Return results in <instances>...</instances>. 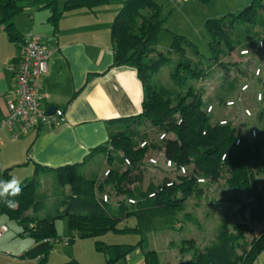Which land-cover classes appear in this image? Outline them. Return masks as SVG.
I'll use <instances>...</instances> for the list:
<instances>
[{
    "label": "trees",
    "instance_id": "obj_1",
    "mask_svg": "<svg viewBox=\"0 0 264 264\" xmlns=\"http://www.w3.org/2000/svg\"><path fill=\"white\" fill-rule=\"evenodd\" d=\"M110 1L65 0L60 8L58 0H32V3L0 0V27L9 40L15 42L21 40V35L14 18L30 7L49 10V20L57 26L65 11L93 10ZM119 4L110 24L112 66L131 67L136 71L143 89L141 112L121 118L125 128L112 132L104 145L90 151L104 152L109 164L107 176L83 162L65 164L55 168L53 205H48L50 196L39 191L41 184L33 178L21 183L22 192L14 198L17 202L14 208L0 200V213L7 214L22 227L20 234L34 238L35 244L26 255L36 257L35 264L45 263L53 247L49 240H60L55 220L63 217L71 231L68 244L77 238H94L95 249L105 255V264H131L127 263V257L136 249L141 250L144 264H171L161 261L156 250L146 247L147 234L155 229V219L171 215L191 193L200 194L202 184L197 182L198 177L216 180L226 173L225 182L233 191L230 200L239 203V211H247L250 220L264 221V184L261 186L256 178L264 172V127L251 137L242 134L227 115V123L219 124L221 117L206 112L209 100L204 99V90L189 83L208 75L217 65L228 70L230 67L223 62L224 57L234 50L257 44V27H264V0H251L242 9L208 19L205 24L210 54L207 57L184 35L174 32L169 49H157L164 19L162 6L156 1L119 0ZM165 66L170 67L169 76L175 85L181 87L188 83L185 89L152 82L153 74ZM252 76L253 73L246 81ZM237 81L235 77L229 82L231 90ZM260 81L261 78L257 79V83ZM261 90L264 95V85ZM254 105L258 119L262 120L263 113ZM146 124L157 131L156 139L148 131L140 132V125ZM163 132L167 136L160 140L158 136ZM237 138H240L239 144H236ZM143 140L147 145L140 147ZM158 146L165 158L171 159L176 167L185 166L187 173L174 172L175 176H163L160 182L143 189L139 185L143 177L142 162L148 148ZM125 157L130 159V166H125ZM113 161L123 165V169L111 167ZM7 174L4 171L2 177ZM104 194H108L107 201L102 199ZM129 198L134 199V203H129ZM130 220L133 224H127ZM244 220L230 225L228 218H224L216 237L204 248H194V242L188 241L189 247L183 251L191 250L192 255L176 264H254L264 252V231L247 241L248 225ZM107 232L135 234L139 240L133 244L107 243L98 238ZM59 264H78V261L72 257ZM260 264H264V260Z\"/></svg>",
    "mask_w": 264,
    "mask_h": 264
},
{
    "label": "crops",
    "instance_id": "obj_2",
    "mask_svg": "<svg viewBox=\"0 0 264 264\" xmlns=\"http://www.w3.org/2000/svg\"><path fill=\"white\" fill-rule=\"evenodd\" d=\"M102 6L93 10L80 8L65 11L57 26L50 22L49 10L30 7L14 18L21 35V40L15 42L9 40L0 27V121L7 112L6 100L12 97L15 88L11 66L21 48L22 37L29 33L40 35L43 45L51 51L49 69L38 79L42 104L46 111L54 107L49 114H54L57 109L63 112L62 121L38 125L17 139H12L6 127L1 129L0 179L15 176L14 171L20 168L24 171L20 177L17 175L21 183L33 178L42 185L40 176L51 174L56 167L65 164L83 162L100 175L109 169L103 151H90L104 145L112 132L125 128L121 118L141 112L143 89L133 68L112 66L110 24L116 12L113 15L112 11ZM218 110L215 105L214 112ZM95 161L98 164L93 168L90 164ZM111 167L123 169L124 166L113 161ZM155 167L147 159L141 165L142 172L144 169L155 170ZM4 171L8 173L5 178L2 177ZM152 180L151 177V184H156L158 179ZM66 189L68 191V187ZM5 224L1 220L0 226ZM19 227L16 235L8 227L0 236V264L36 263V257L26 255L35 240L28 234H20L23 229ZM69 234L71 236V231ZM61 239L65 238L52 242L53 247L44 264L53 256L59 261L58 264L72 257L78 264L100 263V259L95 257L88 261L80 256L84 253L94 254V243L84 241L89 238H77L66 246ZM57 245L69 250L66 253L54 251ZM102 264H105V259Z\"/></svg>",
    "mask_w": 264,
    "mask_h": 264
},
{
    "label": "rangeland",
    "instance_id": "obj_3",
    "mask_svg": "<svg viewBox=\"0 0 264 264\" xmlns=\"http://www.w3.org/2000/svg\"><path fill=\"white\" fill-rule=\"evenodd\" d=\"M29 1L32 3V0ZM64 1L65 0H58L60 8H62ZM154 1L162 6L161 17L164 19V29L159 34L158 44L156 46L157 49L167 51L172 38L171 33L174 32L184 35L188 41L197 46L202 55L207 57L210 52L208 48L209 33L206 28V21L211 18H220L226 14L242 9L248 5L251 0H195L181 4L174 3L172 0ZM102 7H107L104 9L112 11L114 15V13L117 12L116 10L120 7L119 0H111L108 3V6L103 5ZM145 13L147 12L145 11ZM262 13L264 14V10ZM257 31L259 32L257 38L264 40V27H257ZM254 47L255 46L248 47L249 51L254 50ZM172 55L175 56L174 53ZM223 62L227 64V67H230L228 70L217 65L208 75L197 81H189V83L202 88L204 90V99L211 101L214 106L217 105L219 110L217 113H213L214 117L220 118L221 116H224L226 118L227 115V118H230L240 129H242V123L249 121L243 117L242 108L239 105L227 108L225 102L226 100L235 97L239 85L251 77V73L255 66L259 64L263 65L264 61L255 50L248 57H242L237 50H234L231 54L223 58ZM169 72V66L161 68L157 73L153 74L152 82H161L168 87L185 89L188 83H185L181 87L175 85L169 76ZM235 77L238 78V81L235 88L231 90L229 88V82ZM253 96V91L248 92L243 104L245 107L252 108L254 116L251 118L250 123H252V126L257 130H260L264 127V118L262 120L258 119ZM219 98H223V100L221 101ZM142 131H148L151 137L154 139L157 138V131L149 124H146L145 126L140 125V132ZM244 131H246V129ZM162 152L160 146L157 148H148L144 159L154 157L157 159L158 165L155 167V170L144 169V172H142L143 177L141 178L139 185L143 189H146L149 183V185H151V177L153 179L152 181L158 179L157 182H160L163 179V176H175L173 171L164 168L161 164L163 159ZM97 164V161H95V163L90 164V166L94 168ZM14 172L16 177L17 175L20 177L24 171L19 168ZM11 177L9 179H11ZM40 177L42 185L40 186L39 191L48 194L50 196L48 199V205H53L55 202V195H53V193L56 189V174L55 172H52L51 174L44 173L43 176ZM225 178L226 173H223L216 180H206V182L201 185L199 195L195 192L191 193L171 215L155 219V229L147 234L146 247L156 250L161 261L176 264L180 259H187L192 255L191 250L183 251L185 247H189L188 241L191 240L194 242V248L206 247L216 237L217 228L226 217L228 218L230 225L239 223L242 218L245 219L244 223L248 225V230L245 232V239H247V241H250L254 236L264 231V221L255 222L250 220L248 212L244 211L241 213L239 211L240 204L230 200L233 191L226 184ZM256 178L262 186L264 184V172L257 174ZM1 220H4L10 231L16 235L17 230L20 228L18 224L5 213H0V223ZM127 224H133V220H130ZM55 227L58 237H70L66 218H57L55 220ZM98 238L107 243L133 244L139 240V236L135 234H117L113 232H107ZM84 241H86V243H94V238H89V240ZM58 250L66 253L69 249H63L61 246L57 245L56 248H54V251ZM75 252L78 251L76 250ZM92 253L94 254L89 255L84 253L80 254V256L83 260L88 261L95 257L98 260L100 259L99 264H102L105 259L104 254L96 252V250H93ZM263 260L264 252L254 264H260ZM58 262L59 261H57L56 257L53 256L47 264H58ZM127 263L144 264L141 250L136 249L129 254L127 257ZM119 264H125V262H120Z\"/></svg>",
    "mask_w": 264,
    "mask_h": 264
},
{
    "label": "built area",
    "instance_id": "obj_4",
    "mask_svg": "<svg viewBox=\"0 0 264 264\" xmlns=\"http://www.w3.org/2000/svg\"><path fill=\"white\" fill-rule=\"evenodd\" d=\"M174 3L181 4L188 1L195 0H172ZM242 57H248L251 52L248 48L237 50ZM255 51L263 58L264 61V40H258L255 45ZM51 51L46 48L41 40L40 35L36 33H29L23 36L22 45L19 49L18 55L12 63L11 69L14 75L15 88L12 97L6 100L7 112L0 121V131L3 127H6L11 132L12 139L28 133L30 129H34L41 124H55L63 120V112L56 110L54 114H49L42 104V97L38 92V79L46 73L49 69V58ZM253 76L250 81H245L239 85L238 91L235 97L226 100L225 106L231 107L239 105L242 108V115L245 121L242 123V129L239 128L242 134H247L251 137L257 135V129L250 123L254 113L252 108L245 107L243 102L248 92L253 91L254 102L258 107V111H261L264 115V95L261 90V86L264 85V64H259L253 69ZM261 78V81L257 83V79ZM207 113L214 112V105L212 103L207 104ZM227 118H221L219 124H226ZM246 129V131H244ZM166 133H161L159 139L166 138ZM240 138H237L236 144H239ZM147 145V141L143 140L139 146L144 147ZM225 155L222 156L224 159ZM148 163L153 166L158 165V161L154 157L147 159ZM125 166H130L131 161L129 158H124ZM161 164L164 168L176 172L178 174L185 175L187 168L183 165L175 166L171 159L163 157ZM109 170H105L104 175H108ZM199 184L205 183L206 179L202 177L197 178ZM154 194H150L153 196ZM103 201L108 200V194H104ZM129 203H134V199L129 198ZM8 230V226H0V236ZM55 242L58 240H49ZM63 245H68V239H61Z\"/></svg>",
    "mask_w": 264,
    "mask_h": 264
},
{
    "label": "clouds",
    "instance_id": "obj_5",
    "mask_svg": "<svg viewBox=\"0 0 264 264\" xmlns=\"http://www.w3.org/2000/svg\"><path fill=\"white\" fill-rule=\"evenodd\" d=\"M22 192L21 180L16 176L11 179H0V200H3L6 206L14 208L16 206L15 197L19 196Z\"/></svg>",
    "mask_w": 264,
    "mask_h": 264
},
{
    "label": "water",
    "instance_id": "obj_6",
    "mask_svg": "<svg viewBox=\"0 0 264 264\" xmlns=\"http://www.w3.org/2000/svg\"><path fill=\"white\" fill-rule=\"evenodd\" d=\"M53 110H54V107H49V108L47 109V112H48V113H52Z\"/></svg>",
    "mask_w": 264,
    "mask_h": 264
}]
</instances>
